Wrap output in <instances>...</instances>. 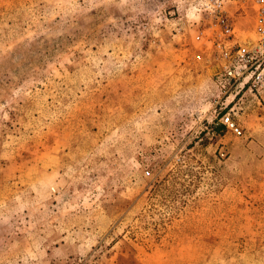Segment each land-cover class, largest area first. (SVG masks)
Returning a JSON list of instances; mask_svg holds the SVG:
<instances>
[{"label":"rangeland","instance_id":"374dc122","mask_svg":"<svg viewBox=\"0 0 264 264\" xmlns=\"http://www.w3.org/2000/svg\"><path fill=\"white\" fill-rule=\"evenodd\" d=\"M195 1L0 0V264H264V110Z\"/></svg>","mask_w":264,"mask_h":264},{"label":"built area","instance_id":"2783aa9c","mask_svg":"<svg viewBox=\"0 0 264 264\" xmlns=\"http://www.w3.org/2000/svg\"><path fill=\"white\" fill-rule=\"evenodd\" d=\"M249 4L254 12V37L251 41L239 42L236 39L235 13L238 15ZM233 10L230 14L229 9ZM192 10L197 16L194 21L193 40L206 44L211 58L218 67L217 81L223 95L233 93V98L242 91L250 93L264 110V0H196ZM200 59L201 55L196 53ZM232 99H214L219 106L220 121L236 134L240 133L231 118L229 110ZM229 106V107H228ZM231 109V108H230ZM223 156L224 153L220 152Z\"/></svg>","mask_w":264,"mask_h":264}]
</instances>
